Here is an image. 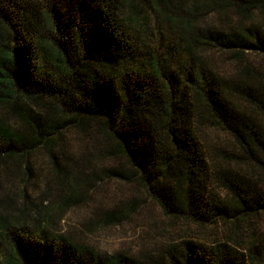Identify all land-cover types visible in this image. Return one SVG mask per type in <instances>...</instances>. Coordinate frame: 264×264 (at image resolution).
<instances>
[{
    "label": "trees",
    "instance_id": "trees-1",
    "mask_svg": "<svg viewBox=\"0 0 264 264\" xmlns=\"http://www.w3.org/2000/svg\"><path fill=\"white\" fill-rule=\"evenodd\" d=\"M255 9L264 13V0H0V181L2 170L15 175L4 174L0 264H143L55 232L111 179L136 181L171 222L218 226L264 213L253 178L221 174L227 201L209 191L199 138L212 123L264 170V75L244 65L247 50L264 58ZM211 50L230 54L233 77L212 68ZM66 134L88 141L84 155L69 150ZM39 157L45 187L31 200ZM109 158L119 165L107 169ZM138 206L104 213L99 227ZM261 249L185 241L169 246L166 264H264Z\"/></svg>",
    "mask_w": 264,
    "mask_h": 264
},
{
    "label": "rangeland",
    "instance_id": "rangeland-1",
    "mask_svg": "<svg viewBox=\"0 0 264 264\" xmlns=\"http://www.w3.org/2000/svg\"><path fill=\"white\" fill-rule=\"evenodd\" d=\"M251 21L256 24L264 22V13L255 9ZM206 57L212 68H216L224 80L234 76L236 71L230 62V54L211 50ZM244 63V65L256 67L264 75V58L260 55L247 50ZM3 115L4 110L0 107V116ZM199 138L211 166L212 180L209 191L212 194L223 201L231 198V194L221 181V174H241L244 179L253 178L252 181L259 192H264V170L258 166V163L237 150L228 133L212 123H204L199 130ZM65 139L69 150L77 156L84 155L88 141L82 142L77 137L67 134ZM260 160L264 163L263 157H260ZM32 161L34 175L26 183V193L31 200H34L45 187L46 172L39 169L42 164L40 157ZM118 165V160L114 158H109L103 163L107 169ZM2 172L9 175L4 170ZM4 174L0 181V200L8 195L10 188ZM8 177L11 181L15 179V175L12 174ZM260 177L263 181H259ZM18 190V187L15 188L13 195L16 193L18 195ZM85 198L61 217L55 232L74 237L75 240L92 247L103 257L123 254L143 264H166L169 246L182 245L185 241L201 243L208 248L221 241L239 253H247L250 245L260 250L264 247L263 212L238 218L228 225L199 227L187 220L171 222L163 215L160 207L142 192L136 181L129 184L115 179L105 181L99 189ZM135 200L139 201V206L130 216L111 225L100 224L99 227V221L104 213L115 212L118 208ZM18 202L22 203L20 199ZM3 259H5L4 256Z\"/></svg>",
    "mask_w": 264,
    "mask_h": 264
}]
</instances>
